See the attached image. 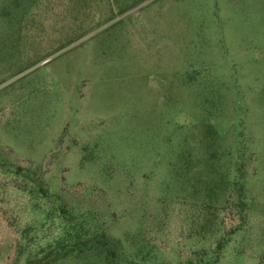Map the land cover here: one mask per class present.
Here are the masks:
<instances>
[{"label": "rangeland", "instance_id": "obj_1", "mask_svg": "<svg viewBox=\"0 0 264 264\" xmlns=\"http://www.w3.org/2000/svg\"><path fill=\"white\" fill-rule=\"evenodd\" d=\"M27 2L0 0V158L48 197L0 172V264L75 224L112 264H264V0Z\"/></svg>", "mask_w": 264, "mask_h": 264}, {"label": "trees", "instance_id": "obj_2", "mask_svg": "<svg viewBox=\"0 0 264 264\" xmlns=\"http://www.w3.org/2000/svg\"><path fill=\"white\" fill-rule=\"evenodd\" d=\"M23 1L27 2V0H23ZM76 1H78L80 3V5L77 4L78 7L73 6L74 9L75 8L79 9L81 7H84L83 6L84 4L82 3L83 1L86 4H92L94 2V0H76ZM27 3L30 4L29 2H27ZM81 4H82V6H81ZM21 5H22V3H20V2H14V7L19 9L21 12H23L24 11L23 5L22 6ZM51 5H52V2L47 3V0H46V3L44 2L43 10L46 11V9H48V7H51ZM205 130H206V132L201 139V143L204 144L206 142L207 145H206L205 151L208 152L212 146V141H213L215 132L211 128H209V129L206 128ZM239 152H240V150L236 151L237 156H238ZM209 156H211V155H209ZM205 163H206V169L208 168L209 174H211V175L209 176L210 180H207L206 183H203V189L206 192L212 193L213 187H212V185L209 184L210 181H214L216 185H219L220 182L223 181V179L222 178L218 179V178L213 176V174L210 171L212 164L209 160L205 159ZM237 163H238L237 164V166H238L239 162H237ZM193 167H195V166H189V167L185 168V171L187 173L185 176H186V180H188V182L191 181V176L193 175L191 169H193ZM0 172L3 175L4 174H6V175L13 174L15 176L21 177V179L28 181L29 184H31L32 187L36 191L41 192L42 195L44 196V198L48 197V194L42 189V187L40 186V183L38 181L36 182V180L34 178L36 171L29 169V168L24 169L21 167L13 166L12 164H9L8 162H6L2 158H0ZM192 186H193L192 187L193 193L196 194L197 191H200V185H199L198 179L194 178V182L192 183ZM187 187H189V186L187 185ZM61 213H64L62 209H61ZM94 230H95L94 231L95 236H89L87 238H83L86 235V231L83 229L81 224H79V225L75 224L74 228L66 234V236H65L66 238H64L61 242L60 241L57 242L55 249L48 251L42 258L38 259L37 263L38 264H55L58 261L59 257L69 256V255L74 254L76 252H82L85 249H95L98 253L105 252L106 262L104 264H112L113 258L115 256L114 246L104 239L102 233L97 228V226H94ZM37 263H35V264H37Z\"/></svg>", "mask_w": 264, "mask_h": 264}]
</instances>
